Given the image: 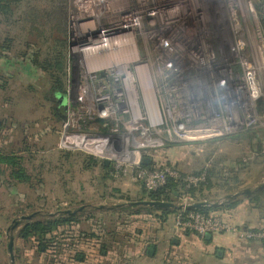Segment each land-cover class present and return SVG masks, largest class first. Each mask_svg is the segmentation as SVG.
<instances>
[{"label": "built area", "instance_id": "1", "mask_svg": "<svg viewBox=\"0 0 264 264\" xmlns=\"http://www.w3.org/2000/svg\"><path fill=\"white\" fill-rule=\"evenodd\" d=\"M70 1V88L73 62L79 73L73 117L83 111L119 139L110 146L105 133L75 137L105 141L106 158L118 169L131 166L146 190L183 173L167 164L145 168V151L263 128L264 32L259 24L250 29L242 0ZM244 4L255 13L252 2ZM206 175H186L184 182L196 187ZM182 198L184 206L196 202ZM175 227L201 238L226 233L264 241L263 230L240 228L216 213L181 214Z\"/></svg>", "mask_w": 264, "mask_h": 264}, {"label": "rangeland", "instance_id": "2", "mask_svg": "<svg viewBox=\"0 0 264 264\" xmlns=\"http://www.w3.org/2000/svg\"><path fill=\"white\" fill-rule=\"evenodd\" d=\"M245 1L252 2L255 12L251 13L250 7L242 0V8L247 11L246 22L250 29L256 31L259 24L264 32L262 25L264 12H260L257 8L259 0ZM65 2L68 10L66 28L68 44L65 48L68 70L71 1L65 0ZM39 6L46 7L44 3H39ZM23 29L21 34L16 28L0 25V54H3L0 55V144L2 151L14 152L21 158L20 166L26 168L30 178L29 184L19 183L11 176L10 167L7 165L8 168L5 165L2 167L8 169L4 175L9 181L8 185L13 189V196L8 200V204L12 206V209L8 207L12 210L8 213L12 219L7 224L8 233L10 236H15V241L20 242V239L23 240L20 238V232L28 221L22 220V217L35 214L34 219L45 220L57 216L60 212L83 207L77 223L61 226L49 236L52 240L45 244L50 246L54 242L60 246L51 249L49 256H46L47 262H54L55 258L65 255H70L71 258L80 255L84 249L82 247L79 248L81 251L76 250V246L79 243L85 245L86 240H96L90 238L94 233L97 236H108L105 244L112 249L111 242L125 243L128 231L124 228L130 225L132 218L136 216L125 210L113 209V206L141 200L143 182L134 178L131 166L123 165L118 169L117 162L114 161H110L108 165L111 167L110 175L106 177L107 171L102 168L103 159H107L105 155L91 153L79 145L61 143L66 125H69L68 138L75 143L78 142L77 138L85 137L75 138V136L99 134L102 131L96 121L89 123V120L85 119L86 113L83 111H77V115L73 117V109L70 106L65 110V121L57 120V114L53 109V106H57L56 97H52L54 101L52 106L45 100L43 94L45 89H50L49 78L46 77L45 72L37 70L31 63L36 50L42 48L43 54L46 52L43 39L39 35L40 32L33 30L30 25H26ZM6 33L14 39L10 43H5ZM57 34L55 33V36ZM27 38L32 44H38V47L26 48ZM4 44L10 46V49H2L1 46ZM4 70H7L5 74ZM68 77L67 73V80ZM69 88L68 81L67 92ZM261 101H264V96ZM262 124L263 128L246 131L254 133V141L251 144L235 134L205 142L206 144L201 143L202 145L194 144L195 146L167 142L163 147L150 151L162 154L164 159L174 163L178 162L181 172L187 176L204 173L207 169L216 167L218 177L214 179L211 187L204 186V195L207 196L205 201L222 202L225 196L254 187L261 177H264V171L260 176V165L264 163V157L253 148L259 143L258 138H261L263 139L261 153L264 152V122ZM150 151L145 153L150 155ZM92 158L100 162L99 166L92 165ZM158 165L153 164L150 168ZM186 195L188 194L180 195L175 203L181 204L182 197ZM15 221L19 223L11 230ZM7 240L9 242V237ZM33 241V239L25 241L24 246H19L21 251L19 253L23 254L28 250V252L33 251L31 254L34 256L41 254L37 248L32 247L37 246ZM64 243L70 246L67 247L69 249L67 253V249L62 247ZM100 248H103V245Z\"/></svg>", "mask_w": 264, "mask_h": 264}, {"label": "crops", "instance_id": "3", "mask_svg": "<svg viewBox=\"0 0 264 264\" xmlns=\"http://www.w3.org/2000/svg\"><path fill=\"white\" fill-rule=\"evenodd\" d=\"M258 139L262 145L263 139ZM259 143L253 146L255 150L258 149ZM202 144L198 143V145ZM149 156L152 160L150 165L167 164L180 170L178 162L164 159L162 154L150 151ZM4 165L0 163V264H12L8 251L7 224L12 220L8 214L12 212L10 210L12 206L8 204V200L13 196V189L8 185L9 181L4 175L8 170L6 165L7 168H2ZM260 167V176H262L264 163ZM263 181L264 177H261L251 188H256ZM247 197L234 199L237 200V205L233 209L214 213L225 215L231 223L240 228L264 231V208L263 210L257 208ZM157 215L158 217L149 214L135 216L134 221L124 228L128 231L125 243L111 242L112 249L100 248L108 236H104L102 240H86L85 245L79 243L76 246V250L82 247L84 249L80 255L73 258L70 255L61 256L51 263L46 260L51 250L44 252L42 248L40 251L38 248L40 244L36 243L38 246L32 247L37 248L41 254L34 256L31 254L33 251L28 252V250L22 254L19 253L21 252L19 246H24L25 241L16 240L15 264H264V241L242 240L226 233L201 238L193 232L177 230L174 213L165 215L159 212ZM149 245L155 247L152 255L147 253Z\"/></svg>", "mask_w": 264, "mask_h": 264}, {"label": "trees", "instance_id": "4", "mask_svg": "<svg viewBox=\"0 0 264 264\" xmlns=\"http://www.w3.org/2000/svg\"><path fill=\"white\" fill-rule=\"evenodd\" d=\"M39 3H44L46 7L39 6ZM257 8L260 12H264V0H259L257 3ZM67 6L65 0H0V25H6L7 28L13 27L19 33H23L26 25H30L33 30L40 32L39 35L43 39V44L45 45V51L43 54L42 48L36 50L33 54L31 63L34 68L39 71L45 72L46 77L49 78L50 89H45L43 94L45 96V100L48 101L53 106L52 97L56 96L58 93H67V57L65 53V48L68 44V39L66 37L67 32ZM23 24L25 26H23ZM262 25L264 28V18H262ZM55 33H58L55 36ZM5 43L11 42L14 39L11 38L7 33L5 35ZM27 38L26 40V48H37L38 44H32L29 42ZM10 45V44H9ZM2 49H10L6 44L1 46ZM26 54V53H25ZM3 55V54H0ZM49 55V56H48ZM45 56V58H43ZM47 56V57H46ZM3 68V67H2ZM7 72V70H4ZM9 73V72H8ZM5 74V73H4ZM69 78V77H68ZM259 112L264 115V101H260L258 104ZM54 112L57 114V120L65 121V110L59 111L57 106H53ZM61 116H64L62 119ZM101 122V121H100ZM100 131L102 133H109V128H101ZM242 140H247L249 143L253 142L254 133L251 132H243L240 134ZM2 145L0 144V163H3L12 169L11 176L19 183L29 184L30 178L27 174L26 168L20 166L21 158L16 156L14 152H6L2 151ZM261 143L258 145L257 152L264 157V154L261 153ZM92 160L93 166H99L100 162L95 159ZM145 168H150L151 165H144ZM102 168L106 170V177L110 175V166L102 165ZM217 168L207 169L206 171V181L201 183L199 187H187V184L184 182L183 178L175 179L168 178L167 183L162 188L156 191H149L143 187V198L148 200H158V201H178V199L185 194L191 196L196 202L205 201L207 196L204 195V186L208 185L211 187L213 181L216 177H218ZM113 172V171H112ZM202 173H196L195 175H201ZM239 185V183H237ZM178 194V196H176ZM181 195V196H180ZM257 208L263 210L264 208V189L253 193L251 196L247 197ZM237 205V200H229L225 201L223 204L217 205L215 207L195 209V210H187L183 212L182 210L177 209H155L150 207H139L128 211L131 214L136 216H140L141 214H149L154 215V217H158V213L162 212L165 215L175 214V224L177 218L181 214H187L190 212H198L202 214H212L214 212H223L230 209L235 208ZM124 211V210H123ZM220 214V213H218ZM82 215L77 213L75 215H61L58 214L54 217H48L45 220H28L25 222V226L22 228L20 232V238L25 241H29L33 239L34 244H40L39 250L43 248L44 252L55 248L56 246H60L57 243L52 242L50 246L45 244L46 242H51L52 239L49 236L55 231L58 230L61 226H69L79 221L78 217ZM222 215V214H221ZM142 216V215H141ZM225 216V215H224ZM226 217V216H225ZM227 218V217H226ZM135 218H132V222ZM255 231H260L257 229H253ZM189 231V230H186ZM191 232V231H189ZM38 235L39 237H37ZM33 237V238H32ZM200 237V236H199ZM36 238V239H35ZM93 239L102 240L104 236H97L95 233L92 234ZM44 243V244H43ZM106 243V242H105ZM103 243V249H107L106 244ZM38 246V245H37ZM64 249L67 247L70 248L68 244H62ZM75 247V246H74ZM68 249L66 250V253Z\"/></svg>", "mask_w": 264, "mask_h": 264}, {"label": "water", "instance_id": "5", "mask_svg": "<svg viewBox=\"0 0 264 264\" xmlns=\"http://www.w3.org/2000/svg\"><path fill=\"white\" fill-rule=\"evenodd\" d=\"M71 37V34H69ZM73 43L70 42L69 46L72 47ZM79 83V73H78V65L77 62H73V69H72V77H71V88L70 92L67 93H58L56 94V99H57V108L58 109H64L67 110L69 106H71V103L74 105L75 104V98H74V93L76 91V88ZM72 101V102H71ZM1 126V124H0ZM105 138H107L108 143L110 146L114 144V142L119 139V137L114 136V135H109V134H103ZM150 158H144L143 164L148 165L151 163ZM103 162L106 166L110 164V160L108 159H103ZM264 189V181L259 184L256 188H245L237 193L234 194H229L224 197L222 202H211V201H200V202H194L190 205L184 206L172 201H158V200H148V199H141L137 201H132L128 203H123V204H116L113 206V209H119V210H131L139 207H150V208H155L159 210L163 209H187V210H195V209H202V208H209V207H215L217 205L223 204L225 201L229 200H234L240 197H247L252 195L253 193H256L260 190ZM178 196V194H176ZM83 207L78 208L76 210H66L63 212H60L61 215H75L77 213H80L83 211ZM35 217V214L30 215V216H24L22 217V220H32ZM15 224L12 226L11 230L14 229V227L19 223V221H15ZM155 250L154 245H149L147 248V253L152 255ZM8 251L10 253L11 261L12 264L16 263V256H15V236L14 235H9V243H8Z\"/></svg>", "mask_w": 264, "mask_h": 264}, {"label": "bare ground", "instance_id": "6", "mask_svg": "<svg viewBox=\"0 0 264 264\" xmlns=\"http://www.w3.org/2000/svg\"><path fill=\"white\" fill-rule=\"evenodd\" d=\"M102 8V7H101ZM76 138V137H75ZM69 141V143H68ZM76 141L78 142H74V140H70L67 136V140L64 142L66 144H70V145H79V147L81 148H84L85 150L87 151H90L91 153H95L97 155H105L106 154H109L111 151L108 147V145L105 143V141H97V140H94V139H89V138H86V137H80V138H77Z\"/></svg>", "mask_w": 264, "mask_h": 264}, {"label": "flooded vegetation", "instance_id": "7", "mask_svg": "<svg viewBox=\"0 0 264 264\" xmlns=\"http://www.w3.org/2000/svg\"><path fill=\"white\" fill-rule=\"evenodd\" d=\"M56 97V96H55Z\"/></svg>", "mask_w": 264, "mask_h": 264}]
</instances>
